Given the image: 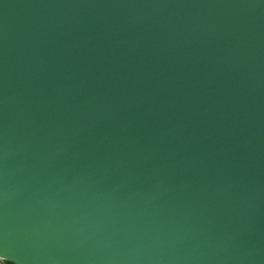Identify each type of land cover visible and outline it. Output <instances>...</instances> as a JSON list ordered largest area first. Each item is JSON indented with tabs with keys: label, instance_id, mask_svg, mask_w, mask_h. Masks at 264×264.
<instances>
[{
	"label": "water",
	"instance_id": "obj_1",
	"mask_svg": "<svg viewBox=\"0 0 264 264\" xmlns=\"http://www.w3.org/2000/svg\"><path fill=\"white\" fill-rule=\"evenodd\" d=\"M0 257L264 264V0H0Z\"/></svg>",
	"mask_w": 264,
	"mask_h": 264
},
{
	"label": "built area",
	"instance_id": "obj_2",
	"mask_svg": "<svg viewBox=\"0 0 264 264\" xmlns=\"http://www.w3.org/2000/svg\"><path fill=\"white\" fill-rule=\"evenodd\" d=\"M0 264H11V263L0 257Z\"/></svg>",
	"mask_w": 264,
	"mask_h": 264
}]
</instances>
